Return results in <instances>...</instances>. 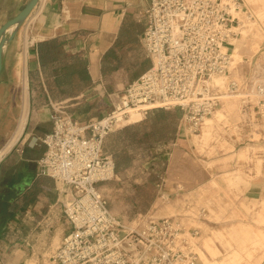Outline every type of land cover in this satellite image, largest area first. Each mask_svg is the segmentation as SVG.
Masks as SVG:
<instances>
[{"label": "crops", "instance_id": "1", "mask_svg": "<svg viewBox=\"0 0 264 264\" xmlns=\"http://www.w3.org/2000/svg\"><path fill=\"white\" fill-rule=\"evenodd\" d=\"M29 1L0 0V28ZM150 3L39 0L25 22L7 32L0 70V264L35 262L48 233L53 242H62L70 231L63 214L68 196L60 184L40 174L52 105L59 104L79 122L101 118L109 102L149 70L142 35ZM188 147L180 133L163 145V185H170L169 194L184 189L174 175H183L184 181ZM205 163L194 162L197 169L189 181L203 182Z\"/></svg>", "mask_w": 264, "mask_h": 264}, {"label": "built area", "instance_id": "2", "mask_svg": "<svg viewBox=\"0 0 264 264\" xmlns=\"http://www.w3.org/2000/svg\"><path fill=\"white\" fill-rule=\"evenodd\" d=\"M244 10L243 0H151L142 35L149 70L101 118L79 122L59 104L52 105L40 174L60 184L68 196L63 214L71 227L52 257L54 263L197 264L193 246L174 220L132 227L112 215L98 189L115 177L114 161L103 147L133 112L146 118L153 110H178L196 133L225 98L239 96L237 82L229 81L222 90L213 79L230 73L227 46L234 25H239L236 14ZM261 85L257 93L264 96Z\"/></svg>", "mask_w": 264, "mask_h": 264}, {"label": "rangeland", "instance_id": "3", "mask_svg": "<svg viewBox=\"0 0 264 264\" xmlns=\"http://www.w3.org/2000/svg\"><path fill=\"white\" fill-rule=\"evenodd\" d=\"M243 2L248 11L236 14L240 23L229 40L234 46L230 73L213 79L222 90L237 82L239 96L225 98L196 133L178 110L160 120L133 112L136 117L120 124L103 147L117 164L115 177L98 185L112 215L132 227L174 220L193 246L197 264H264V96L257 93L264 85V0ZM117 100L109 102L110 109ZM179 133L188 139L191 155L184 181L174 175L185 184L183 191L169 194L170 185H163V145ZM198 160L206 162L200 184L189 181ZM43 242L38 259L27 264H56L52 257L61 241L53 242L48 233ZM29 251L33 256V246Z\"/></svg>", "mask_w": 264, "mask_h": 264}, {"label": "water", "instance_id": "4", "mask_svg": "<svg viewBox=\"0 0 264 264\" xmlns=\"http://www.w3.org/2000/svg\"><path fill=\"white\" fill-rule=\"evenodd\" d=\"M39 0H30L24 8L12 19L7 21L5 24H3L0 28V70H1V54H2V48L3 44L5 43L6 34L11 29H17L20 27L27 17L30 15L31 11L36 7Z\"/></svg>", "mask_w": 264, "mask_h": 264}, {"label": "trees", "instance_id": "5", "mask_svg": "<svg viewBox=\"0 0 264 264\" xmlns=\"http://www.w3.org/2000/svg\"><path fill=\"white\" fill-rule=\"evenodd\" d=\"M170 111L171 110H163V109L153 110V111H151V112L148 113V115L146 116L145 119H147V117H149L150 114H151V116L149 117V119H156V120L167 119V118L170 117L169 115H171ZM113 161H114V159H113ZM114 165H115V170H116V165L117 164H116L115 161H114Z\"/></svg>", "mask_w": 264, "mask_h": 264}, {"label": "bare ground", "instance_id": "6", "mask_svg": "<svg viewBox=\"0 0 264 264\" xmlns=\"http://www.w3.org/2000/svg\"><path fill=\"white\" fill-rule=\"evenodd\" d=\"M250 18V17H249ZM240 23V22H239ZM235 29H237V28H234V30ZM230 44H232V43H230ZM133 117H136V115L135 114H133L132 116H131V118L133 119ZM137 120H134V122H136Z\"/></svg>", "mask_w": 264, "mask_h": 264}]
</instances>
